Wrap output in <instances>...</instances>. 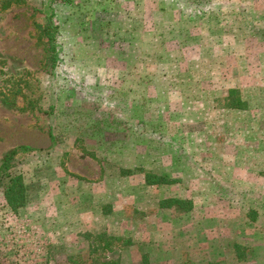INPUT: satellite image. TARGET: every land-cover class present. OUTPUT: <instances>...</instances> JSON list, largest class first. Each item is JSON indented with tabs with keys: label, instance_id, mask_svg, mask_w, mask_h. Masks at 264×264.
Returning a JSON list of instances; mask_svg holds the SVG:
<instances>
[{
	"label": "rangeland",
	"instance_id": "374dc122",
	"mask_svg": "<svg viewBox=\"0 0 264 264\" xmlns=\"http://www.w3.org/2000/svg\"><path fill=\"white\" fill-rule=\"evenodd\" d=\"M13 151L0 264H264V0H0Z\"/></svg>",
	"mask_w": 264,
	"mask_h": 264
},
{
	"label": "trees",
	"instance_id": "16d2710c",
	"mask_svg": "<svg viewBox=\"0 0 264 264\" xmlns=\"http://www.w3.org/2000/svg\"><path fill=\"white\" fill-rule=\"evenodd\" d=\"M58 1V0H54ZM66 1V0H65ZM53 42V37L50 39ZM53 63V60H52ZM57 63V58H54V66ZM239 95V96H238ZM246 104L241 99L240 92L236 89H231L227 97V107L232 110H244ZM51 138H53V132H50ZM17 156V152L13 151L0 165V182L4 184L3 194L9 207L14 213H18L19 210L27 206V186L24 182L22 174H11L12 163ZM133 174V172H128ZM145 182L149 186H162V185H174L180 182L178 179H171L167 176L157 175L154 173L145 174ZM161 209H172L173 207L181 208L185 212H189L193 209L191 201L182 200L178 198L165 199L160 202ZM242 249L241 245H235V250ZM245 258L238 257L239 261H243ZM138 264H151L150 257L143 253L141 261Z\"/></svg>",
	"mask_w": 264,
	"mask_h": 264
},
{
	"label": "crops",
	"instance_id": "0c3cea01",
	"mask_svg": "<svg viewBox=\"0 0 264 264\" xmlns=\"http://www.w3.org/2000/svg\"><path fill=\"white\" fill-rule=\"evenodd\" d=\"M178 180H180V179H178ZM146 183V182H145ZM179 183H177V184H174V185H178ZM174 185H162V186H167V187H169V186H174ZM149 186V185H148ZM166 199H169V198H166ZM163 200H165V199H163ZM254 220H256L255 218H253V221ZM235 245H243L242 243H240V242H238V243H236ZM235 245H234V247H235ZM245 260V259H244ZM150 261H151V259H150Z\"/></svg>",
	"mask_w": 264,
	"mask_h": 264
}]
</instances>
